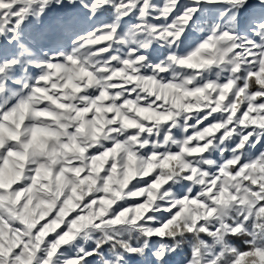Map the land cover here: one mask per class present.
Here are the masks:
<instances>
[{
  "label": "snow or ice",
  "instance_id": "snow-or-ice-1",
  "mask_svg": "<svg viewBox=\"0 0 264 264\" xmlns=\"http://www.w3.org/2000/svg\"><path fill=\"white\" fill-rule=\"evenodd\" d=\"M174 72L190 75L186 87ZM141 77H155L148 90L159 88L151 97L158 105L177 90L199 97L197 128L218 129L213 143L225 137L226 150L206 165L212 174L186 198L205 209L190 224L181 223L187 208L179 197L194 176L176 186L170 210L129 217L127 206L140 201L128 200L101 220L84 215L92 197L77 207L65 200L61 174L31 162L57 136L34 121L83 119L100 111V101L131 100ZM101 152L87 155L105 175ZM76 175L88 178L84 169ZM200 187L208 199H193ZM37 192L53 200L33 206ZM75 217L87 223L73 237L67 228ZM173 227L180 231L169 234ZM0 264H264V0H0Z\"/></svg>",
  "mask_w": 264,
  "mask_h": 264
},
{
  "label": "clouds",
  "instance_id": "clouds-1",
  "mask_svg": "<svg viewBox=\"0 0 264 264\" xmlns=\"http://www.w3.org/2000/svg\"><path fill=\"white\" fill-rule=\"evenodd\" d=\"M171 66V63L165 65L166 68ZM156 75H159L158 71ZM170 75L179 76V84L183 87H186L190 79V75H180L179 72L170 73ZM154 79L155 77H151V80ZM151 80L141 77L136 84V88L141 91H137L136 96L131 100L125 99L119 104L115 99L111 103L100 101L97 104L100 111L97 112L93 108L90 115L82 113L83 119L76 118L69 121L67 119L69 114H60L61 120L59 121L39 120L34 121L32 125L44 129L54 128L57 136L45 141L47 148L44 151L34 150L31 153V162L36 163L37 167H47L61 174L58 180L62 181L65 200L71 199L77 207L86 198L92 197L85 205L86 211L82 209L84 215L89 218L95 217L102 220L112 212L113 205L128 200L140 201L139 204L127 206L129 217L170 210L179 202L176 186L182 185L187 176H194L188 188L184 190L185 195L179 197V200L186 201L192 187L205 183L206 175L212 174L208 172L206 165L214 163L213 153L217 151L223 153L226 150V145L225 147L220 146L224 142V136L213 143L215 131L218 129L209 131L214 126L197 128L203 119L197 117L204 106L199 97H186L177 90L167 106L158 105L151 97L159 92V88L157 87L152 92L148 90L151 87ZM108 87L118 86L108 85ZM122 92L123 89L120 93H110V96L119 97ZM85 99L82 97L76 103L79 104ZM90 103L91 101H88L84 107L87 108ZM109 107L112 108V112L107 110ZM155 113L166 115L170 113V119H161L159 115H154ZM146 116L152 118L146 119ZM189 120L195 123L189 124ZM61 123L65 127H60ZM69 128L72 130L68 131ZM173 129H176V132H173ZM189 129H192L190 133ZM226 137L231 139L230 129L227 130ZM105 142H111L114 148L119 145V148L111 151L104 148ZM64 145H67V148ZM94 147L103 148V152L95 155L101 157V160L96 163L107 165L106 169L101 170L106 173L105 175L97 171L93 156L87 155V152ZM81 148L83 152L80 151ZM144 149L150 150L145 152ZM105 152L109 153L106 160L104 159ZM74 161L78 163L73 164ZM80 169L85 170L87 179L76 175ZM146 177H152V179L143 185L139 183L133 185V181L139 182ZM82 179H84L83 183H81ZM41 183L46 184L47 180H42ZM33 195L36 197L33 200V206L39 200H53V196L47 192H37ZM201 197L208 199L205 196L204 187H200L197 196L193 199L200 201ZM25 199H27V194ZM61 206L64 207L63 202ZM181 207L187 208L181 221L182 224H190L194 215L203 216L205 213V209L199 204H192L190 201H186ZM40 210L47 211V208L41 205ZM153 218L149 217V219ZM54 219L58 223H63L66 217L61 212ZM86 223L83 217H75L72 221H68L67 232L73 237L79 235L77 229ZM105 226L110 227L106 221ZM50 227H55V224ZM140 227L144 231H154L150 225ZM89 229L96 230L92 225ZM179 231L180 229L173 227L169 234H176ZM249 260L251 261L252 258Z\"/></svg>",
  "mask_w": 264,
  "mask_h": 264
}]
</instances>
